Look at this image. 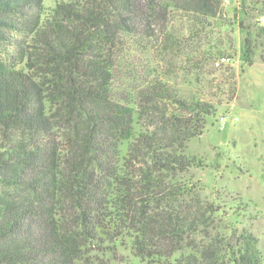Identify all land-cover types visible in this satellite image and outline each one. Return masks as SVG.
<instances>
[{"label":"trees","instance_id":"trees-1","mask_svg":"<svg viewBox=\"0 0 264 264\" xmlns=\"http://www.w3.org/2000/svg\"><path fill=\"white\" fill-rule=\"evenodd\" d=\"M218 24L222 0H57L45 16L42 0H0V264H122L121 248L138 264H264L251 233L212 234L210 208L183 203L209 89L235 92L229 56L199 38Z\"/></svg>","mask_w":264,"mask_h":264},{"label":"rangeland","instance_id":"rangeland-1","mask_svg":"<svg viewBox=\"0 0 264 264\" xmlns=\"http://www.w3.org/2000/svg\"><path fill=\"white\" fill-rule=\"evenodd\" d=\"M56 2L42 0L44 16L50 13ZM240 2L222 0L226 24L206 30L195 27L197 33V29H201V42L214 51L224 50L229 56L223 62L229 64L234 73L235 92L233 99L228 101L226 90L231 81H222L220 88L209 89L219 96L220 103L206 119L202 134L190 139L184 150L202 165L190 168L180 177L190 184V193L183 203L200 201L210 208L207 212L208 230L212 234L230 240L249 232L264 253V62L261 59L264 31L256 19L257 11L248 9L246 14ZM189 25L179 24L180 27ZM245 38L253 46L252 65L244 62ZM8 52L10 50L0 40V59H4ZM183 54L179 52L172 59L176 62L172 80L179 83L189 79L194 72L181 62ZM178 59L180 63H177ZM217 74L206 78H219ZM119 254L123 256L122 264H138L129 250L121 248Z\"/></svg>","mask_w":264,"mask_h":264},{"label":"built area","instance_id":"built-area-1","mask_svg":"<svg viewBox=\"0 0 264 264\" xmlns=\"http://www.w3.org/2000/svg\"><path fill=\"white\" fill-rule=\"evenodd\" d=\"M258 21L260 24L264 25V15H259L258 16ZM216 66L219 64V61H217L216 63Z\"/></svg>","mask_w":264,"mask_h":264}]
</instances>
